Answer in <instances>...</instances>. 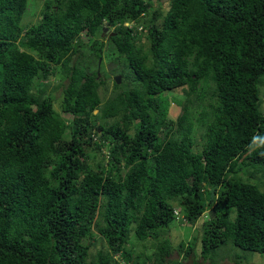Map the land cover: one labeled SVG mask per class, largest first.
Here are the masks:
<instances>
[{"label": "trees", "instance_id": "1", "mask_svg": "<svg viewBox=\"0 0 264 264\" xmlns=\"http://www.w3.org/2000/svg\"><path fill=\"white\" fill-rule=\"evenodd\" d=\"M31 1L0 0V264H146L148 240L149 264H180L175 208L192 227L209 211L201 254L264 255V0H41L22 25ZM102 62L122 79L104 101Z\"/></svg>", "mask_w": 264, "mask_h": 264}, {"label": "rangeland", "instance_id": "2", "mask_svg": "<svg viewBox=\"0 0 264 264\" xmlns=\"http://www.w3.org/2000/svg\"><path fill=\"white\" fill-rule=\"evenodd\" d=\"M168 0H158V3L162 5L163 13L166 12L168 8ZM31 5H29L28 10L26 14L24 15L22 19V25H29L37 22L40 18L39 16V10L42 5L41 0H37L35 3L31 1ZM157 3V2H156ZM140 29V27H139ZM110 32V30H109ZM107 35L110 33H106ZM107 35H98V40H101L103 44L108 46L107 42ZM85 40V38H83ZM140 42L142 45L145 43V40L142 39L140 41H136V45H140ZM91 41L88 42V46L90 45ZM85 44H87L85 42ZM89 50L83 49L81 51V57L83 63H86L88 61L87 55L89 54ZM75 56V55H74ZM76 58V57H75ZM74 58V59H75ZM115 67L113 63H106L102 62L100 64V67L98 69V72L103 73L105 86L103 90H105V95L102 96V101H104L106 98L110 96H114V90H113V77L117 74H113L112 69ZM119 67V66H118ZM90 70H97L95 66L92 64L90 65ZM65 76L57 70V74L54 76H49L48 80L46 82V94L54 96V107L59 110V103L61 100V84L64 82ZM122 82V79H120V84ZM129 87H131V83H127ZM188 89L186 87H181L178 89L172 90L169 95L170 99V105L168 108V118L176 121L177 118L181 115L182 109L181 106L175 103L174 99H177L179 101H186V99L190 98L187 96ZM260 92V100H259V107L261 111H264V85L259 87ZM63 118L68 120L70 117L69 115L63 114ZM195 124V122H194ZM196 125V124H195ZM202 130L196 125V129L192 135L194 144H193V150L194 151H200L202 148V139H201ZM241 175V173H240ZM255 176L252 177L250 180L255 182ZM258 178V176H257ZM262 183V182H257ZM182 216V215H181ZM212 217L209 215V211H206L203 215L202 222H199L196 224L197 226H186L185 223L181 222L180 219H176L175 222H173L170 225L169 231L167 233V237L169 238V241L172 246V252L169 257L166 258V260H170L174 263H180V264H237V259L241 260L238 264H264V255L263 254H257L252 253L248 251H243L239 248H236L232 246L231 244L221 247L215 252L211 254H201V242L200 237L202 234V225L205 222H208L211 220ZM138 241V240H137ZM139 243H135L136 250L138 254L142 255V260L145 261L146 264H149V262H153L152 256L154 252V246L153 241H146L145 243H142L138 241ZM183 246L181 247V245ZM191 247V251H189L188 254H186L187 250ZM97 251L96 247H91L90 254L91 257L89 259L93 260V257L95 256ZM151 258V259H150Z\"/></svg>", "mask_w": 264, "mask_h": 264}, {"label": "water", "instance_id": "3", "mask_svg": "<svg viewBox=\"0 0 264 264\" xmlns=\"http://www.w3.org/2000/svg\"><path fill=\"white\" fill-rule=\"evenodd\" d=\"M110 33L109 32V28L107 27V24H105L104 28H103V33ZM111 35H114L113 33H111ZM114 81H116L117 84L120 83V77L119 76H115L114 78Z\"/></svg>", "mask_w": 264, "mask_h": 264}, {"label": "clouds", "instance_id": "4", "mask_svg": "<svg viewBox=\"0 0 264 264\" xmlns=\"http://www.w3.org/2000/svg\"><path fill=\"white\" fill-rule=\"evenodd\" d=\"M125 26H130V24L129 23H125ZM103 33V32H102ZM104 34V33H103ZM175 210H179V208L177 209V208H175ZM176 216V215H175ZM176 219H182V216H181V214H180V210H179V215H178V217L176 216Z\"/></svg>", "mask_w": 264, "mask_h": 264}, {"label": "built area", "instance_id": "5", "mask_svg": "<svg viewBox=\"0 0 264 264\" xmlns=\"http://www.w3.org/2000/svg\"><path fill=\"white\" fill-rule=\"evenodd\" d=\"M174 214L178 217V215H179V210H174Z\"/></svg>", "mask_w": 264, "mask_h": 264}]
</instances>
